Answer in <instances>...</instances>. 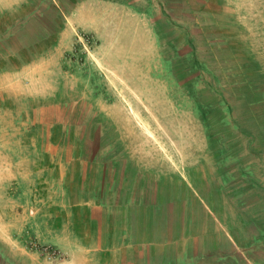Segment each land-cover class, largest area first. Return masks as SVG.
<instances>
[{"label": "rangeland", "instance_id": "1", "mask_svg": "<svg viewBox=\"0 0 264 264\" xmlns=\"http://www.w3.org/2000/svg\"><path fill=\"white\" fill-rule=\"evenodd\" d=\"M69 1L0 16V39L22 53L0 63V264L43 261L29 254V211L130 198L117 189L133 182L131 157L156 153L213 177L229 213L248 205L264 224V0H159L156 56L143 21L91 16L84 31ZM140 175L148 185L149 167ZM43 251L46 264L63 258Z\"/></svg>", "mask_w": 264, "mask_h": 264}, {"label": "crops", "instance_id": "2", "mask_svg": "<svg viewBox=\"0 0 264 264\" xmlns=\"http://www.w3.org/2000/svg\"><path fill=\"white\" fill-rule=\"evenodd\" d=\"M27 1L0 0V16L18 10ZM158 1L70 0L68 11L61 12L69 16L71 24L89 32L94 30L91 16H101L102 23L110 22L104 16L116 14L125 17V24L143 21L142 32L156 56L159 36L155 17L163 9ZM16 40L13 35L2 36L4 59L0 55V63L8 65L14 56H21L12 50ZM151 159L147 164L131 157L133 182L119 183L117 189L131 191L130 198L61 199L48 204L49 213L29 211L31 230L25 234L30 233L35 241L29 254L37 263L43 259L38 264H46L45 247L57 249L63 257L51 264H264L259 259V254L264 256V224L257 212L250 213L247 205L241 210L232 207L229 213L223 201L211 195L213 177L190 172L189 164L174 165L180 168L172 170L173 165L161 153ZM147 167L149 183L143 185L140 174ZM125 178L131 182L130 172ZM143 191L150 193L148 199L138 194ZM257 204L259 201L251 202V206ZM11 244L13 247L14 242ZM21 252H26L24 247Z\"/></svg>", "mask_w": 264, "mask_h": 264}, {"label": "built area", "instance_id": "3", "mask_svg": "<svg viewBox=\"0 0 264 264\" xmlns=\"http://www.w3.org/2000/svg\"><path fill=\"white\" fill-rule=\"evenodd\" d=\"M52 253H54V251Z\"/></svg>", "mask_w": 264, "mask_h": 264}]
</instances>
